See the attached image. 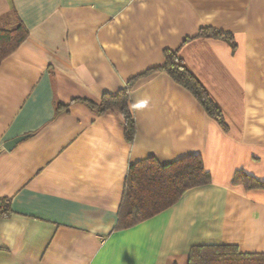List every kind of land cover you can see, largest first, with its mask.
<instances>
[{"label":"crops","instance_id":"1","mask_svg":"<svg viewBox=\"0 0 264 264\" xmlns=\"http://www.w3.org/2000/svg\"><path fill=\"white\" fill-rule=\"evenodd\" d=\"M18 21L27 37L0 64V264H187L192 247L220 245L264 256V188L242 180L264 185V0H0V29ZM165 51L226 130L165 72L149 73ZM130 80L131 143L116 112L86 104ZM189 156L208 184L115 229L131 165Z\"/></svg>","mask_w":264,"mask_h":264},{"label":"trees","instance_id":"2","mask_svg":"<svg viewBox=\"0 0 264 264\" xmlns=\"http://www.w3.org/2000/svg\"><path fill=\"white\" fill-rule=\"evenodd\" d=\"M27 33V29L20 21L12 29H0V64L19 47L27 37ZM197 36L227 41L234 47L230 35L210 28L201 29ZM163 54V66L152 69L149 73L165 72L195 98L209 117L226 130L227 126L222 112L203 86L181 63L176 52L165 51ZM132 86L133 80H130L116 94H103L97 105L86 102L88 107L99 114L106 111L116 112L121 119L124 138L129 143L135 136V122L129 99ZM242 180L247 187L264 188L263 184L247 175H242ZM209 181L210 176L205 171L200 156H189L167 165H160L153 158L131 165L125 179L115 229H127L156 216L177 203L187 190L206 185ZM9 213L7 205L0 208V218ZM187 264H264V256L262 254H241L234 246L192 247L188 254Z\"/></svg>","mask_w":264,"mask_h":264},{"label":"water","instance_id":"3","mask_svg":"<svg viewBox=\"0 0 264 264\" xmlns=\"http://www.w3.org/2000/svg\"><path fill=\"white\" fill-rule=\"evenodd\" d=\"M24 138H25L24 136H22V137H18V138H16V139L10 141L9 143H7V144L4 146V148H5L6 150L11 149L14 145H16L18 142H20V141L23 140Z\"/></svg>","mask_w":264,"mask_h":264}]
</instances>
